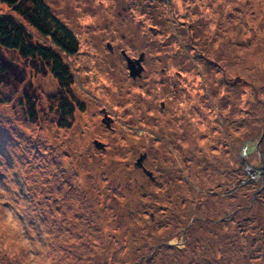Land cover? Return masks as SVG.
<instances>
[{
	"label": "rangeland",
	"instance_id": "374dc122",
	"mask_svg": "<svg viewBox=\"0 0 264 264\" xmlns=\"http://www.w3.org/2000/svg\"><path fill=\"white\" fill-rule=\"evenodd\" d=\"M43 2L74 101L0 49V264H264V0Z\"/></svg>",
	"mask_w": 264,
	"mask_h": 264
},
{
	"label": "trees",
	"instance_id": "16d2710c",
	"mask_svg": "<svg viewBox=\"0 0 264 264\" xmlns=\"http://www.w3.org/2000/svg\"><path fill=\"white\" fill-rule=\"evenodd\" d=\"M0 2L7 4L9 7H13L14 12L20 16V18L23 19L25 23H27L31 31H35L43 38L47 37L57 53L49 47L45 48L37 44L32 45L30 43L31 36L29 35V32L26 31L25 27H22L20 23L14 21L12 18L10 19L9 17L3 15L0 16V49L2 48L10 52L13 51L17 53L23 60L25 59L26 61L30 62L38 61L42 63L45 68H48L49 73L56 80L58 87L61 88L63 97L66 101H68V104L63 102L60 108L69 110L68 112L72 113V103L70 104L69 102H73L74 99L68 92L72 83V77L69 75L68 69L62 63L58 52L63 53L68 57L77 53L76 51L78 48V43L75 40L73 33L70 30H67L57 19L53 17L50 9L43 2V0H0ZM2 70L3 69H0V86L5 85V81L7 80H5V73L1 75L3 72ZM12 80L14 81L15 78ZM27 103V111L30 112L29 114L32 118L34 116V106L30 101ZM30 117L28 119H31ZM245 151L246 149L243 151V153ZM245 173L248 175L247 172ZM248 178L250 177L248 176ZM180 245L181 244L176 243L173 244V242L168 240L165 248L169 249L175 247L173 249L179 250ZM210 247L211 246H209V248ZM160 248L162 249V245ZM154 254L156 253H152V257H154ZM211 254L213 253L211 252L207 254L204 259L200 260H209L210 262H215L216 258ZM149 260L150 258L147 260V262H149ZM166 264L177 263H171L167 260Z\"/></svg>",
	"mask_w": 264,
	"mask_h": 264
},
{
	"label": "water",
	"instance_id": "95a60500",
	"mask_svg": "<svg viewBox=\"0 0 264 264\" xmlns=\"http://www.w3.org/2000/svg\"><path fill=\"white\" fill-rule=\"evenodd\" d=\"M107 48H109V46H107ZM121 54H122V56L124 58V61H126V65H127V70H128L129 76L132 79H137L141 75V71H142V67L140 65L141 58H138V60H131L129 57H127V55H125L124 52H121ZM106 119H108V118H106ZM263 139H264V134L260 138V140L258 141L257 144L259 145ZM94 147H95V149L96 148L97 149H102V145L99 142H95V141H94ZM145 157H146V154L143 153L135 161V167L137 169H140L141 172L148 177V179L150 180L151 183H154L155 179H154L153 175L148 170H146L145 167L143 166L142 161L145 159Z\"/></svg>",
	"mask_w": 264,
	"mask_h": 264
},
{
	"label": "bare ground",
	"instance_id": "6f19581e",
	"mask_svg": "<svg viewBox=\"0 0 264 264\" xmlns=\"http://www.w3.org/2000/svg\"><path fill=\"white\" fill-rule=\"evenodd\" d=\"M153 82H154V81H153ZM179 122H180V121H178V123H177V124H179ZM175 127H176V126H175ZM172 135H173V134H172ZM175 138H176V137H175ZM170 139H171V138H170ZM172 139H174V138H172ZM168 140H169V139H168ZM166 143H168V142H166ZM112 212H113V211H112Z\"/></svg>",
	"mask_w": 264,
	"mask_h": 264
}]
</instances>
